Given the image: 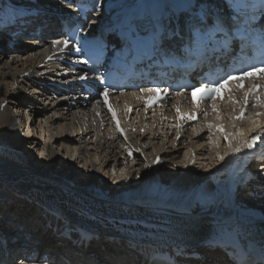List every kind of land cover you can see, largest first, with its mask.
I'll return each instance as SVG.
<instances>
[{
  "label": "bare ground",
  "instance_id": "1",
  "mask_svg": "<svg viewBox=\"0 0 264 264\" xmlns=\"http://www.w3.org/2000/svg\"><path fill=\"white\" fill-rule=\"evenodd\" d=\"M97 1L101 12L88 29L114 24L130 0ZM64 11L75 13L62 0H0V22L18 29L15 36L0 30V238L7 237L9 247L8 254L0 248V257L9 264H45L41 257L23 258L39 252L57 264H152L150 251L161 244H190L205 261L196 264H230L206 248L241 229L264 230V198L256 199L264 193V163L242 159L245 141L264 126V115H256L264 107L248 106L236 119L244 100L233 95L239 103L210 107L193 127L183 125L177 101L162 112L147 111L149 91L108 96L107 104L101 94L84 105L75 74L62 62L71 46L56 36L39 40L47 30L30 32L37 16L51 20L50 27ZM21 31L29 38L22 40ZM24 115L31 123L22 139ZM218 127L232 135L231 146ZM35 156L41 162H33ZM106 185L120 190L112 198ZM244 195L258 200L253 210L240 204ZM40 202L68 219L57 225ZM75 222L93 231L88 245L82 231H72ZM57 227L73 233L61 238ZM130 236L142 241L139 247L131 248Z\"/></svg>",
  "mask_w": 264,
  "mask_h": 264
},
{
  "label": "snow or ice",
  "instance_id": "2",
  "mask_svg": "<svg viewBox=\"0 0 264 264\" xmlns=\"http://www.w3.org/2000/svg\"><path fill=\"white\" fill-rule=\"evenodd\" d=\"M187 8L194 10V15L192 16L191 20H192V32L193 35H199V36H203L206 33L202 30L203 29V24H204V20L205 18L210 19V10H206L205 6L201 3V0H197V2L195 4L190 2L186 5ZM198 25V26H197ZM237 36H241L242 37V42L243 43H247V36L248 33L247 31L245 32H241L239 29H237L236 32L232 33V36L229 37L228 33H224L223 39L225 40V42L227 43L230 39H235ZM210 39H212V37H210ZM61 41L56 40L53 42L54 45H58L60 44ZM63 44L65 46V48L68 47L69 45V41L67 39L63 40ZM261 44L264 45V37L261 38ZM153 47L157 48L158 50H160L163 54L167 55V53H164V49L163 47L157 43V42H153ZM77 51H79V49L77 48ZM249 78H253V79H259L264 81V61H262L259 64H253V65H249L248 67L244 68L243 70H241L239 73L236 74H227L224 78L220 79L217 82H213V83H206V84H202L199 88L197 87H193L192 88V95L193 97H195L197 92L201 93V99H212L215 100L216 97L221 93L222 90L224 91H231V89H225V85H228L230 83H232L233 81L236 82V86L237 88L243 89L244 88V84L243 81ZM79 79L84 80L86 79V77L84 76H80ZM261 87H264V85L261 84H255L253 83L251 88L248 89V91L245 93V98H244V105L245 107L248 105V97L252 96L254 98V102H253V107H264V96H260L257 94V90ZM147 91L155 93L156 95H154L153 97H151L148 101H147V106L151 107L152 103H155L157 100H159L161 97L159 96V93L161 91L167 92V89H160V88H150L147 89ZM108 94H109V89L105 88L102 95L104 96V102L105 104L108 103ZM234 103H239V101H234ZM213 111L216 110V105L213 104L212 105ZM109 111L112 112V118L113 120H116V127L118 130L121 131V133L123 134V129H121L120 127V122L119 120L116 118V113L115 111L111 108V106L109 105ZM129 111H131L129 109ZM177 113H179V109H177ZM207 113H205L206 115ZM257 116L260 115H264V113H256ZM183 118V117H181ZM188 119H194L195 117L192 115H189L187 117ZM244 118V109H241V113L239 116L236 117V119H243ZM253 125L257 124V121L253 120L252 121ZM213 126L209 125V128L211 129ZM256 129H250V131H255ZM218 132L223 133V139L229 142V146H231V141L233 139L232 135L230 133H227L224 131L223 127H218L217 128ZM264 136V130H261L257 135H253L250 139L246 140L244 143V147L248 148V149H253L257 142L261 140V137ZM125 139H127V137L125 136ZM239 148L234 149V151H239ZM137 151H139V149H137ZM46 153L44 151L40 152V156H45ZM129 155H131V152H129ZM221 160L224 159L223 156L220 157ZM154 163H159V158H155ZM148 165H145V167H147ZM0 264H2V262H0ZM18 264H23V261H19Z\"/></svg>",
  "mask_w": 264,
  "mask_h": 264
},
{
  "label": "rangeland",
  "instance_id": "3",
  "mask_svg": "<svg viewBox=\"0 0 264 264\" xmlns=\"http://www.w3.org/2000/svg\"><path fill=\"white\" fill-rule=\"evenodd\" d=\"M33 1H35L36 2V0H33ZM27 116H23V118L22 119H20L19 120V124L18 125H20V129H21V131H20V133H22V139H24L25 138V135L27 134V129L24 127L25 126V124H27ZM30 123H31V120H29L28 121V124H27V126H30ZM24 127V128H23ZM24 132V133H23ZM21 147H23V146H21ZM23 151H25L26 152V155H27V152H28V150H27V148L26 149H24ZM28 156H29V154H28ZM33 162H35V163H38V162H41V158L39 157V156H35L34 157V159H33ZM120 168H122V167H119V169ZM256 167L254 166V168H252V171H255L256 169H255ZM102 176V175H101ZM101 179H102V181H103V176L101 177ZM125 185H127L125 182L120 186V188H124L125 187ZM120 188L119 189H115V190H113V189H111V187H109L108 185H106L105 186V189L106 190H108L107 192L110 194V196L113 198L114 196H116V194L118 193V191L120 190ZM247 197H250V196H247V195H244V197H243V200H242V203H240V204H243V202L244 203H247L248 204V206L250 207V210H253L254 208H255V204H256V202L255 201H258L259 199H261L262 197L264 198V193L262 194H260L259 196H256V199H258V200H249V199H247ZM254 197H255V195H254ZM262 198V199H263ZM247 206V205H246ZM38 213H40V211H37ZM36 216V215H35ZM34 216V217H35ZM40 216V215H39ZM29 219H31V218H29ZM60 245H62V244H60ZM15 260H19L18 258H15Z\"/></svg>",
  "mask_w": 264,
  "mask_h": 264
}]
</instances>
